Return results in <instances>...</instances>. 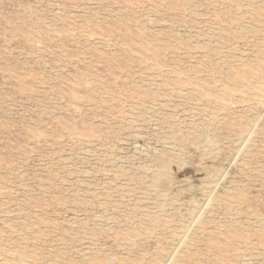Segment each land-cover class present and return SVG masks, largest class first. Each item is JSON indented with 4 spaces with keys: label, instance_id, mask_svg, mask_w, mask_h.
Masks as SVG:
<instances>
[{
    "label": "rangeland",
    "instance_id": "obj_1",
    "mask_svg": "<svg viewBox=\"0 0 264 264\" xmlns=\"http://www.w3.org/2000/svg\"><path fill=\"white\" fill-rule=\"evenodd\" d=\"M262 87L264 0H0V264H264Z\"/></svg>",
    "mask_w": 264,
    "mask_h": 264
},
{
    "label": "bare ground",
    "instance_id": "obj_2",
    "mask_svg": "<svg viewBox=\"0 0 264 264\" xmlns=\"http://www.w3.org/2000/svg\"><path fill=\"white\" fill-rule=\"evenodd\" d=\"M259 98L261 99V100H264V87H262V89H261V92H260V94H259ZM250 133V132H249ZM244 136V135H243ZM243 136H241V137H243ZM246 137V136H245ZM241 140V139H240ZM194 215V214H193ZM194 217H195V215H194ZM192 223V222H191ZM171 256V255H170Z\"/></svg>",
    "mask_w": 264,
    "mask_h": 264
}]
</instances>
